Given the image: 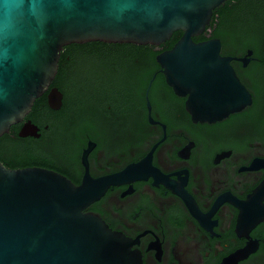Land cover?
I'll list each match as a JSON object with an SVG mask.
<instances>
[{
	"label": "water",
	"instance_id": "95a60500",
	"mask_svg": "<svg viewBox=\"0 0 264 264\" xmlns=\"http://www.w3.org/2000/svg\"><path fill=\"white\" fill-rule=\"evenodd\" d=\"M226 1L18 0L14 18L0 15V138L45 93L50 108L61 109L64 93L53 82L65 46L92 41L160 46L178 30L180 39L156 60L167 84L187 97L192 119L216 122L242 110L252 94L231 64L236 57L221 54L218 37L194 40ZM252 53L239 59L246 63ZM148 108L151 112L149 100ZM19 134L39 137V127L28 119ZM92 148L90 142L84 150L80 184L53 169L9 168L0 160V264H142L123 234L85 209L143 163L95 178L88 168ZM250 252L246 247L223 264Z\"/></svg>",
	"mask_w": 264,
	"mask_h": 264
},
{
	"label": "flooded vegetation",
	"instance_id": "af4514ba",
	"mask_svg": "<svg viewBox=\"0 0 264 264\" xmlns=\"http://www.w3.org/2000/svg\"><path fill=\"white\" fill-rule=\"evenodd\" d=\"M247 52L221 49L222 55L236 57L231 64L252 103L216 122L192 119L187 97L167 84L159 64L145 89L137 83L138 59L110 60L102 75L78 71L88 93L95 85L91 77H103L101 86L96 83L102 97L88 101L98 107L102 100V110L76 153L57 151V171L80 184L90 142L88 168L95 178L143 163L85 209L123 234L142 264H223L246 247L251 252L235 264H264V64L255 63L261 59L254 52L246 63L240 60ZM158 75L164 83L155 85ZM28 119L13 125L7 136L47 142L49 124L33 120L40 136H20Z\"/></svg>",
	"mask_w": 264,
	"mask_h": 264
},
{
	"label": "trees",
	"instance_id": "16d2710c",
	"mask_svg": "<svg viewBox=\"0 0 264 264\" xmlns=\"http://www.w3.org/2000/svg\"><path fill=\"white\" fill-rule=\"evenodd\" d=\"M182 34L181 30L174 32L172 37L160 46L102 41L73 43L65 46L59 60V70L53 82L65 94L63 106L59 110L51 109L46 95H43L35 101L28 115L41 126L49 124V129L46 131L49 140L43 142L41 139H22L11 133L10 137L5 134L1 138L4 148L0 150V160L9 168L39 166L57 171V151L62 149L65 153H76L83 143L86 131L95 125L94 115L102 110V100L97 103L98 107L88 101L94 99L96 95L102 97V88L98 90L96 83H101V86L103 77H91V81L95 84L92 85L94 89L85 99L78 94L79 85L85 82L83 80L85 78H82L78 71L93 70L88 63L98 60L103 53L105 56L107 54V60L111 58L119 64H128L138 59L137 83L139 87L145 89L159 66L156 60L157 54L173 47ZM211 37L220 38L222 50L227 52L252 49L254 55L261 59L255 63L264 64V0H227L214 10L211 25L203 34L195 36L194 40L201 41ZM161 82L164 83V79L158 75L155 85ZM73 114H77L74 115V119L71 118ZM140 125L145 124L141 121ZM15 127L11 128L12 132Z\"/></svg>",
	"mask_w": 264,
	"mask_h": 264
},
{
	"label": "rangeland",
	"instance_id": "374dc122",
	"mask_svg": "<svg viewBox=\"0 0 264 264\" xmlns=\"http://www.w3.org/2000/svg\"><path fill=\"white\" fill-rule=\"evenodd\" d=\"M110 60H111V58H108V60H107V54H106V56H105L104 53L101 54L100 58L98 60L88 63V65L90 67H92L90 69H93V70H90V73H92V71H95L96 73L100 72L98 74L102 75L103 74L104 65L107 64L108 63L107 61H110ZM83 74H86L87 76H90L89 72H87V69H83ZM83 80H85V79H83ZM84 84H85V82H84ZM83 85H79V88H83L82 90H79V94H80L79 96L80 97H84L85 99H87L89 93L88 92H84L85 88L83 87ZM82 94H85V96H82ZM85 102L87 103V100ZM85 105H88V104H85Z\"/></svg>",
	"mask_w": 264,
	"mask_h": 264
},
{
	"label": "clouds",
	"instance_id": "9594fccd",
	"mask_svg": "<svg viewBox=\"0 0 264 264\" xmlns=\"http://www.w3.org/2000/svg\"><path fill=\"white\" fill-rule=\"evenodd\" d=\"M18 0H0V15L6 19L14 18L17 15Z\"/></svg>",
	"mask_w": 264,
	"mask_h": 264
}]
</instances>
